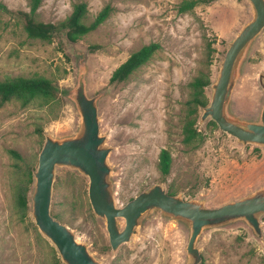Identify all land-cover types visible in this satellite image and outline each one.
Listing matches in <instances>:
<instances>
[{"label":"rangeland","instance_id":"1","mask_svg":"<svg viewBox=\"0 0 264 264\" xmlns=\"http://www.w3.org/2000/svg\"><path fill=\"white\" fill-rule=\"evenodd\" d=\"M78 1L43 0L37 19L58 25L72 14ZM84 1L89 4L88 23L107 6L112 8L111 16L96 31L70 43L65 33L56 34L52 41L31 38L21 16L30 12V1L0 0L7 9L0 10V81L41 76L59 88L52 107L36 104L22 108L10 103L0 109V264L48 263L34 240L32 210L25 214L17 204L24 173L15 169L10 150L21 153L26 164L38 158L39 165L44 144L38 129L44 131L45 140L47 136L65 139L79 133L81 116L70 96L83 64L88 71V95H101L100 129L101 135L107 136L106 145L113 149L108 162L118 207L155 185L168 192L173 182L179 195L186 200L196 198L208 208L243 199L264 187V147L243 145L220 129L213 130L211 119L198 121L206 136L199 149L182 143L188 84L207 62L212 63V81L216 82L230 44L253 19L249 0H204L209 2L188 13L180 12L186 0ZM152 43L161 48L148 65L128 82L110 84L119 66ZM262 73L264 29L241 65L228 107L233 117L260 120ZM208 95H212L211 87ZM167 148L172 151L173 169L171 176L163 179L159 155ZM89 184V178L79 171L58 168L51 213L54 208L61 214L58 221L88 246L100 264L188 263L189 225L156 211L142 221L129 242L113 251L106 222L96 216L90 203ZM34 190L32 186L30 198ZM125 225V220L119 219L122 230ZM261 225L262 239L245 221L206 229L197 244L200 264H264V216Z\"/></svg>","mask_w":264,"mask_h":264},{"label":"water","instance_id":"2","mask_svg":"<svg viewBox=\"0 0 264 264\" xmlns=\"http://www.w3.org/2000/svg\"><path fill=\"white\" fill-rule=\"evenodd\" d=\"M249 2L253 19L230 44L218 79L211 85V102L203 109L201 122L212 119L221 132L236 138L239 143L264 147V107L258 122L241 121L228 110L247 51L264 29V0ZM87 72L83 64L78 85L70 96L81 116L79 133L65 139L47 136L34 173L32 217L41 234L58 251L63 264H100L88 246L80 243L75 233L51 213L57 169L63 167L79 171L89 178L90 203L96 216L106 222L113 251L129 242L142 221L154 211L189 225L191 234L186 249L189 257L187 264L201 263L202 256L197 244L206 229L245 221L260 239L263 238L261 219L264 216V187L243 199L218 208H208L196 198L186 200L181 195L169 194L162 185H155L124 207H118L111 177L112 167L108 162L113 149L106 145L107 136L101 135L100 129L98 101L101 95H88ZM259 83L264 91V73L260 75ZM119 219L125 220L123 230L119 226Z\"/></svg>","mask_w":264,"mask_h":264},{"label":"trees","instance_id":"3","mask_svg":"<svg viewBox=\"0 0 264 264\" xmlns=\"http://www.w3.org/2000/svg\"><path fill=\"white\" fill-rule=\"evenodd\" d=\"M30 12L21 13L24 20V27L27 34L31 38L41 39L44 41H52L56 34L65 33L66 38L70 43H77L87 35L96 31L103 25L111 16L112 8L105 7L95 18L92 23H88L89 4L84 0H79L73 6L72 14L62 23L55 25L52 23H43L38 21L37 14L43 3V0H29ZM209 1L204 0H186L180 6V12L188 13L202 3ZM0 10H7L0 3ZM160 45L152 43L142 47L137 52H134L126 62L119 66L110 78V84H121L128 82L133 75L140 69L148 65L157 52L160 50ZM211 48V47H210ZM210 56V55H209ZM211 62H207L202 67L197 76L188 84L189 99L186 102V110L183 125V141L185 147L197 150L206 141V136L198 128V121L201 120L203 109L208 107L211 102V97L208 95V89L213 84ZM59 88L50 79L36 77H11L0 81V109L10 103H18L22 108H27L38 104L41 108L52 107L58 100ZM209 125L213 130H218L219 127L215 121L210 120ZM41 145L44 144L45 135L42 129H38ZM10 155L16 161L14 167L19 173H24L19 183L17 191V204L19 208L27 214L32 210V197L30 198L31 187L35 186L34 173L37 170L38 158L35 163L26 164V159L16 150H10ZM173 155L170 149H163L159 155L158 169L163 179H168L172 174ZM180 189L173 182L168 187V193L171 195H179ZM192 198L194 193H189ZM132 198L131 200H133ZM130 200V201H131ZM52 215L61 220V214L52 211ZM35 235L34 240L42 253L47 256L48 263L43 264H63L58 251L51 242L46 239L37 226L32 223ZM44 257V256H43Z\"/></svg>","mask_w":264,"mask_h":264}]
</instances>
